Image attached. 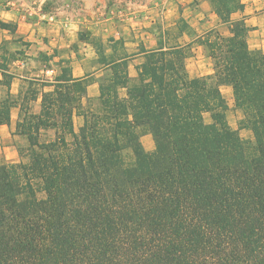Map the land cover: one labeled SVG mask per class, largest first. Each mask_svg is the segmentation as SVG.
Instances as JSON below:
<instances>
[{
  "label": "trees",
  "instance_id": "obj_1",
  "mask_svg": "<svg viewBox=\"0 0 264 264\" xmlns=\"http://www.w3.org/2000/svg\"><path fill=\"white\" fill-rule=\"evenodd\" d=\"M246 31L201 40L214 64L204 78L185 75L183 51L145 54L128 97L111 94L117 78L100 85L77 131L67 90L24 116L28 146L0 165V264H264V54ZM220 85L249 137L229 126Z\"/></svg>",
  "mask_w": 264,
  "mask_h": 264
},
{
  "label": "crops",
  "instance_id": "obj_2",
  "mask_svg": "<svg viewBox=\"0 0 264 264\" xmlns=\"http://www.w3.org/2000/svg\"><path fill=\"white\" fill-rule=\"evenodd\" d=\"M92 0L81 12L58 10L39 15L22 4L0 0V109L9 104L8 123L0 124V165L18 161L17 125L26 115H40L42 102L56 89L67 90L72 127L79 130L84 113L99 105L100 85H117L111 94L128 97L137 83L145 54L179 50L186 53L184 73L189 79L211 76L214 64L201 40L218 33L233 35L236 22L246 28L248 50L264 54V0H166L161 10L139 8L120 16L98 17ZM226 102L232 88L220 85ZM79 111V112H78ZM56 136V129L42 130ZM145 151L154 149L150 133L140 136Z\"/></svg>",
  "mask_w": 264,
  "mask_h": 264
},
{
  "label": "rangeland",
  "instance_id": "obj_3",
  "mask_svg": "<svg viewBox=\"0 0 264 264\" xmlns=\"http://www.w3.org/2000/svg\"><path fill=\"white\" fill-rule=\"evenodd\" d=\"M11 3L22 4L25 10L35 12L39 15H51L58 10H68L74 12H81L84 7V3L87 0H9ZM94 10L93 14L98 17L106 16H120L124 11H132L139 8H153L155 10H161L166 0H92ZM228 104V110L226 113V119L229 126L233 129H237L239 135L242 138L249 137V132L244 129H239V121L242 118L241 112L235 108L232 96V102H226ZM205 120L208 121L209 117L205 116ZM26 137V136H25ZM40 141L53 140L52 133H46L41 131L39 135ZM21 150H25L28 146L27 140L23 137L18 140ZM19 154V153H18ZM19 160V157H18Z\"/></svg>",
  "mask_w": 264,
  "mask_h": 264
}]
</instances>
